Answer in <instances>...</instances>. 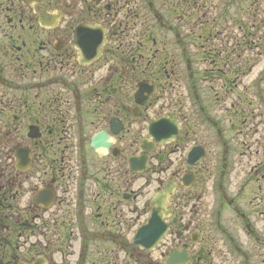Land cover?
Instances as JSON below:
<instances>
[{"label": "rangeland", "instance_id": "obj_1", "mask_svg": "<svg viewBox=\"0 0 264 264\" xmlns=\"http://www.w3.org/2000/svg\"><path fill=\"white\" fill-rule=\"evenodd\" d=\"M151 1L156 11L165 18L166 21L164 23L166 26H172L181 36H184V46L188 51V57L186 58H189L191 61L189 64L185 60V57L181 55L182 49L178 46L174 34L162 29L163 25L157 21L154 13L148 9L145 0H135L133 3L139 7L136 8V13L139 16H135V19L128 23H123V26L127 29L123 34L124 37H119L115 41L109 42L108 47L111 53L103 58V63L91 69L81 70L75 64V57L70 56L60 64L57 63L54 68L44 75V82L50 78L47 80L48 84L43 85L41 88L39 86L37 87L39 89H34L29 93V100L30 102H34L32 107L35 111H37L38 105L42 103L44 105L47 104V107H45L46 110L52 109L50 112L54 110L59 117L66 120L64 126L71 136L70 147L64 148L63 145L59 146L58 139L52 136L48 137L47 134L41 142L29 143L25 137V131L27 126L31 124L30 122L33 121V118L30 117L24 121L22 118L19 119L20 122L16 123V130L14 128L11 130V133L14 132V134L16 133L18 135L19 141L31 146L37 161L33 171L30 172L27 178L23 179L24 194L20 202L21 208L28 205L31 192L45 180L53 176L52 169L50 168L56 163L55 161H58V165L62 157H65L66 161H68V166L64 171L65 179L63 182L67 181L68 177L71 180L66 187L62 186L59 188L62 192L64 190L68 191L66 193L63 192L65 203L54 207L50 212L42 215L43 221L46 222L45 229L39 230L36 236L28 240L26 244L27 246L42 240L46 242L48 241V235H53L54 243H58L60 232L59 230L55 233L53 231L50 232L51 225L55 221L58 224L62 222L67 223V221L71 223L72 225L69 224L67 230V235L69 230L71 232V234L69 233L71 240H64V245L67 243V247L63 249L68 255H71L65 258L63 257V261H61L62 259L58 255L54 256L56 263L52 260L51 264H80V255L85 243L89 246L85 264L96 263L98 253L100 252H106V254L116 256L111 264H115V262L117 264H136L129 258L127 251L122 248L120 249L117 244L108 239V233L117 232L115 234L124 236L125 241L131 244L137 229L149 217L150 204L148 205L149 207L146 204L151 203L152 197L159 190L158 180L166 183L170 181L169 179L172 173L168 171L165 174H161V167L153 160L151 163L152 167L145 174L146 176L131 177L127 171L126 161H122L121 159L113 161L111 156L104 159L110 168L105 170V173L100 172L99 169L103 166V162L97 158L89 147L90 137L100 127L99 124L95 126L90 124V120H93L91 118L94 115L92 114L93 109L102 106L100 104V98L98 97L99 91L109 83L105 85L104 81L111 79L113 82V79L119 75L120 63L126 61L124 56L129 55L131 52L143 53L141 54V61L143 62L137 73V78H141L152 75V72L155 70L152 64L158 62L162 56L161 54H155V52H161L164 49L166 50V60L171 64L168 67H170V70L171 68L172 70L176 68V74H173L171 77L170 75L168 76L170 78L161 87L154 101L148 107L145 114L148 116L149 121L143 117L132 125L129 135L126 136L122 143L124 157L127 158L131 154L139 153V144L146 136L148 122L171 112L178 115L183 129L178 144L177 155L164 166H169L173 163V171L176 168H179L178 170L180 172L187 170L184 159L185 153L195 142L200 143L205 141L212 153L204 163L200 175L201 182L197 188L195 187L190 190L180 189L176 193V196L172 200V206L177 211L176 224L178 227L170 229L169 235L157 247L156 251L151 254L150 259L154 264H164L169 251L185 245L196 254L200 249H208L209 246L207 243L212 239L215 243L213 247V260L216 264H224L226 258L224 255L226 250L223 243L224 238L220 231L212 227V222L217 218L215 210L220 202L217 200L218 193L213 184L217 181L220 173L218 150L222 149V147L216 137L213 138L212 133L205 125L201 126L196 124L197 109L193 87L189 82V72L187 69L188 65L192 66L194 75L197 76L199 74L202 77L204 70L207 68V64H203L202 61L211 59L210 49L214 46L218 47L219 44L209 43L204 48L205 51H203L201 44L197 41L201 29L193 25V23L197 22L195 21L197 18H192L193 20L181 18L180 20L177 18V15H170L173 10L172 5L176 4L179 0ZM220 1L226 0H207L206 5L211 8L210 12L213 15L220 13L222 9V2ZM79 9L78 4L67 5V11L70 14H76ZM54 10H59L56 0ZM42 11L43 8H40L38 12L41 13ZM229 13L236 21L241 19L242 24L245 26V32H240L237 25L229 21L226 23L223 31V35H226L227 40H229L227 46L235 44L237 47L238 42L244 39L245 34V40H247L248 44L247 48L243 50H246L243 53V58H235L237 53L232 54L234 56L233 58L229 56L232 63L239 62L242 64L244 67L243 74L240 80L235 83L234 77L236 75L234 73L238 71L239 66L230 64V78L234 83V87H230L232 92L229 99L225 105H220L224 109L220 108L217 103V106L214 108L215 110L210 108L209 111L212 114L211 117L220 119L221 126L224 127L226 140L233 150L237 152L238 158H235V155H233V158L236 159L235 161L244 160L243 168L237 170L232 178V182L236 186L243 177L244 172L248 171L250 166L255 164L262 165V163V166H264V0H245L244 6L243 3L239 5L237 2L229 9ZM73 17L75 18L76 15H73ZM69 21L70 18L65 16L63 23L57 31L47 30V32H42L38 29L42 40L52 41L58 36H62L65 33ZM151 35H154L156 47L149 43L152 40ZM146 38L149 42H147ZM38 39V42L42 41L39 37ZM219 41L217 40L216 42ZM140 44L147 45L144 48H140ZM233 47L227 49L232 52ZM145 51L149 52V54L147 53L144 56ZM204 52L206 54H203ZM74 55L76 57L78 56L77 53H74ZM174 63L177 64V67L174 66ZM113 72L116 73L113 74ZM209 84L199 82L198 89L203 102L211 106L206 101L207 96L212 102L215 100L214 97H222L215 95L213 92L210 93ZM130 90L131 87L129 86V92ZM240 95L241 98L243 96L246 102V109H244V112L238 111L237 113L239 101L241 102ZM101 109H103V112L108 111L109 105ZM48 110L47 114L50 115L51 113ZM59 117L56 119V122L60 119ZM52 120H55V117ZM5 121L6 118H0V127ZM47 123L52 124L50 117L45 120L46 127ZM195 124L196 126H194ZM46 127L44 126L42 128L45 129ZM60 128L63 130L62 127ZM56 130V125L53 122V126H50L48 131L54 133ZM80 140L84 144L83 152L79 150ZM250 147L251 151L249 154L247 151L250 150ZM169 148L173 150L175 146L168 145L167 149ZM3 149L6 150L7 148L4 146ZM1 153H4V151ZM82 160H85L86 166L89 167L85 170L89 180L86 181L83 187V206L80 207L78 202H81L79 196L81 191L80 181L82 182L83 175ZM8 164L9 162L5 161V165L7 166ZM57 174L63 173L59 172ZM102 175H108L110 180H114L113 190L117 191L119 195L122 194L120 190L128 188L127 193L131 199L136 198V202L130 203L129 205L128 203L130 201L127 203L122 200V206H124L126 212L128 211L126 218L128 223L119 229H107L106 232H103L104 230L98 227L99 224L95 222V208L102 202L98 198L101 188L96 186V181L97 179L101 181ZM91 177L93 180H91ZM103 190H107V188L105 187ZM103 197L109 198L110 195L109 193L106 195L102 193L100 199ZM127 208H132L133 210ZM80 214L82 216V223H84L82 225L83 227L79 225L80 223L78 225L76 223V220L80 219ZM260 220L264 225V219L261 218ZM187 228L189 229L186 230ZM96 232L102 234L94 235L93 239H90V236V240L84 241L86 234L93 235ZM61 243L62 241L60 240L58 245ZM69 246L70 248L68 249ZM139 252L141 253V251ZM263 257L264 252L261 253L260 250L257 253L254 252L253 262L260 264Z\"/></svg>", "mask_w": 264, "mask_h": 264}, {"label": "flooded vegetation", "instance_id": "obj_2", "mask_svg": "<svg viewBox=\"0 0 264 264\" xmlns=\"http://www.w3.org/2000/svg\"><path fill=\"white\" fill-rule=\"evenodd\" d=\"M38 6L28 8L18 0H0V86L11 85L8 81L14 79L12 70L17 64L23 66L25 58L34 61L32 65L35 63L42 65L52 56L49 49L54 46L51 41L42 42L40 49H36ZM45 11H48V7ZM26 27L29 28L31 35L23 34ZM25 65L29 66L28 63ZM0 92H3L1 87Z\"/></svg>", "mask_w": 264, "mask_h": 264}, {"label": "water", "instance_id": "obj_3", "mask_svg": "<svg viewBox=\"0 0 264 264\" xmlns=\"http://www.w3.org/2000/svg\"><path fill=\"white\" fill-rule=\"evenodd\" d=\"M80 35L83 39H87L88 43L90 41L94 42L99 37L101 38L100 33L92 29H81ZM171 125L173 126V124H170L168 121H162L155 126V129H160L161 134H168L174 131V128L172 129ZM161 215L162 211H157V213L153 216V219L150 221V224L139 232L137 238H139L142 243L153 245L162 238L166 228L162 222Z\"/></svg>", "mask_w": 264, "mask_h": 264}]
</instances>
